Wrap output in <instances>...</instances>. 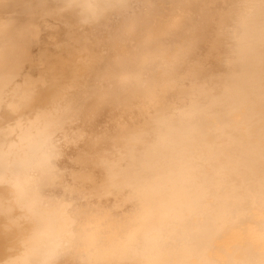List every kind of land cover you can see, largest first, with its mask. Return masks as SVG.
Returning a JSON list of instances; mask_svg holds the SVG:
<instances>
[{
  "label": "bare ground",
  "instance_id": "obj_1",
  "mask_svg": "<svg viewBox=\"0 0 264 264\" xmlns=\"http://www.w3.org/2000/svg\"><path fill=\"white\" fill-rule=\"evenodd\" d=\"M0 264H264V0H0Z\"/></svg>",
  "mask_w": 264,
  "mask_h": 264
},
{
  "label": "rangeland",
  "instance_id": "obj_2",
  "mask_svg": "<svg viewBox=\"0 0 264 264\" xmlns=\"http://www.w3.org/2000/svg\"><path fill=\"white\" fill-rule=\"evenodd\" d=\"M243 227L245 228L246 226L244 225Z\"/></svg>",
  "mask_w": 264,
  "mask_h": 264
}]
</instances>
